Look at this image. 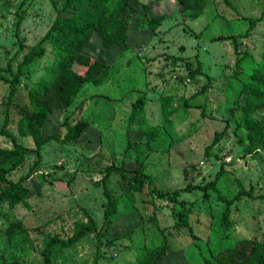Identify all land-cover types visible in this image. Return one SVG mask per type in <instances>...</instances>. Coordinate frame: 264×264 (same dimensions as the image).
<instances>
[{"label":"rangeland","instance_id":"obj_1","mask_svg":"<svg viewBox=\"0 0 264 264\" xmlns=\"http://www.w3.org/2000/svg\"><path fill=\"white\" fill-rule=\"evenodd\" d=\"M137 1L149 7L150 17L151 1ZM226 1L234 8L223 0H207L203 13L193 20L187 16L190 6L185 2L180 13L168 4L160 9L165 19L154 32L141 22V28L127 34L121 49L88 47L87 54L109 65L106 78L72 95L41 132L43 137L61 138L66 118L69 124L81 118L91 128L67 143L48 140L36 166L33 151L27 150L23 167L11 173L12 181L28 169L31 174L25 182L26 206L0 205V264H41L44 236L64 240L75 224L88 219L96 233L105 234L100 244L94 234H86L69 249L53 248L51 264H125L135 260L142 247L155 246L159 231L169 251L157 264H214L212 255L237 239L264 242V147L246 153L238 142L243 137L241 126L236 129L238 111L231 117L226 112L236 106L240 81L247 79L245 71L232 76L238 69L235 60L242 57L238 67L247 70L263 57L264 0ZM19 3L0 0V75L10 80L19 73L9 106L5 104L8 86L0 82V125L6 112L5 129L11 133L18 117L13 105L26 104L27 90L51 59L48 45L43 46V57L20 63L55 16L48 0H27L21 8ZM141 11L137 9L129 20L130 28L142 17ZM243 17L259 20L247 37L236 39L239 53L228 42H212L217 35L243 33L248 25ZM98 41L97 37L91 40ZM137 92L159 102L149 122L161 128L148 145L138 122H126ZM114 104L118 119L111 122ZM11 144L0 136V147ZM140 165L150 180L132 188V171ZM220 167L215 189L222 197L233 198L226 228L220 217L223 205L211 189L206 190V198L196 190H180L187 184L210 182ZM103 187L116 200L106 232Z\"/></svg>","mask_w":264,"mask_h":264},{"label":"trees","instance_id":"obj_2","mask_svg":"<svg viewBox=\"0 0 264 264\" xmlns=\"http://www.w3.org/2000/svg\"><path fill=\"white\" fill-rule=\"evenodd\" d=\"M54 7L55 16L52 19L48 29L24 55L20 64H28L35 58H41L45 54L44 45H48V52L51 59L42 69L33 85L27 90L26 104L15 106L18 117L15 120L14 132L6 131L8 114L4 113V120L0 125V136L9 138L10 147H0V205L5 204L9 209L20 204L26 206L25 198L28 189L25 182L30 176L29 169L26 174L19 176L17 180H9L11 173L16 172L23 167L26 162L27 150L33 151L35 160L33 165H38L40 159V150L48 140L54 139L62 143L77 140L88 124L81 118L69 124L63 119L64 134L58 139L55 135L42 136V127L54 114L66 108L68 99L79 91L83 86L97 85L101 83L108 74L109 65L103 58L93 57L85 52L88 47L99 46L106 49L111 46H118L120 49L124 45L125 37L134 34L142 24L146 29L154 32L165 19L161 8L171 4L175 6L178 13L181 12L183 2L190 6V12L187 16L190 19L199 17L207 4V0H150L153 13L147 17L149 7L137 0H48ZM226 6L234 7L226 0H223ZM27 4V0H20L18 5L21 8ZM141 9L142 17L135 19L133 29L128 26L129 20ZM21 15L18 14L17 23ZM248 22L244 32L237 35H217L211 40L228 42L237 53V41L239 37H247L249 32L255 27V22L259 19L251 20L243 17ZM142 22V24H140ZM15 36H17L15 32ZM93 37L99 39L98 43H92ZM95 44V45H91ZM96 49V48H95ZM89 51V50H88ZM94 51V50H93ZM243 57L247 53L242 54ZM241 58L235 60L237 66L236 72L232 74L235 77L238 73L244 72L247 75L245 81H240L241 85L237 93L239 101L236 106L227 109V116H233L238 111L237 128H242L243 137H238V142L244 144L246 153H255L264 147V54L259 62H256L247 70L240 69L239 62ZM254 61V60H253ZM252 61V62H253ZM237 73V74H236ZM191 74V72H190ZM17 72L12 79L7 80L0 75V82L8 86L6 97V106L11 105L12 98L18 84ZM187 81V80H186ZM164 100H168L165 98ZM146 99L142 94L135 98L130 105V111L126 115L127 124L134 121L138 122V127L145 134V145L157 139L160 131V125L149 126L144 117V105ZM184 104V103H183ZM170 113L169 109H165ZM235 132V131H234ZM25 141L23 145L16 139ZM28 142V143H27ZM130 146V139L126 135V148ZM114 170L113 166L109 167ZM31 170V169H30ZM132 188H140L149 177L142 172V167L132 171ZM221 175V167L210 182L203 185L187 184L181 191H199L203 198H206V190L211 189L216 196L217 201L223 205L220 213L221 223L229 225V207L232 199L222 197L215 189V182ZM102 184V183H101ZM103 186V185H102ZM178 190L174 191L170 199ZM102 194L106 200V207L102 212L104 231L109 228L111 216L116 212V200L103 187ZM18 224V223H17ZM14 230L13 228H11ZM10 230V234L12 233ZM92 233L96 238V244H100V239L105 237L104 232L98 234L95 232L93 221L75 224L71 235L62 240L57 236L46 235L42 238V248L40 250L41 264H51V254L53 248L66 250L86 234ZM160 239L153 247H142L136 253V259L125 264H157L169 251V245L165 235L159 231ZM10 237V235H9ZM214 264H264V242L249 239H237L230 246L217 250L212 255ZM9 264H22L11 262Z\"/></svg>","mask_w":264,"mask_h":264},{"label":"crops","instance_id":"obj_3","mask_svg":"<svg viewBox=\"0 0 264 264\" xmlns=\"http://www.w3.org/2000/svg\"><path fill=\"white\" fill-rule=\"evenodd\" d=\"M136 93V92H135ZM141 94H144V96H145V99H146V102H145V105H144V117H145V121L147 122V124L149 125V126H154V125H158V124H152V123H150L149 121H152V117L155 115V109H156V107L158 106L157 104L159 103L158 102V98L157 99H153V97H152V99L151 100H149V97H147L146 95H145V92L144 93H138L137 92V96L136 97H138V96H140ZM135 97V98H136ZM134 98V99H135ZM114 106V108H113V110L111 111L112 112V118H111V122H113L114 120H116V119H118V114H116V112H117V108H116V106H117V104H114L113 105ZM116 111V112H115ZM114 116H115V118H114ZM114 119V120H113ZM184 123V122H183ZM178 124H180V123H178ZM91 128V126L90 127H88L87 128V130H89ZM92 128H93V125H92ZM105 132V131H104Z\"/></svg>","mask_w":264,"mask_h":264},{"label":"built area","instance_id":"obj_4","mask_svg":"<svg viewBox=\"0 0 264 264\" xmlns=\"http://www.w3.org/2000/svg\"><path fill=\"white\" fill-rule=\"evenodd\" d=\"M226 161H229V159H227Z\"/></svg>","mask_w":264,"mask_h":264}]
</instances>
